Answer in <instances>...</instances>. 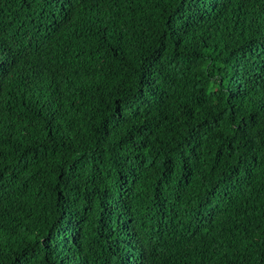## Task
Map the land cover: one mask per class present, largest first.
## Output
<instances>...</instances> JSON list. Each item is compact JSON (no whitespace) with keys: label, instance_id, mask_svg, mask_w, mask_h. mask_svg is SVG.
<instances>
[{"label":"trees","instance_id":"16d2710c","mask_svg":"<svg viewBox=\"0 0 264 264\" xmlns=\"http://www.w3.org/2000/svg\"><path fill=\"white\" fill-rule=\"evenodd\" d=\"M0 264H264V0H0Z\"/></svg>","mask_w":264,"mask_h":264}]
</instances>
